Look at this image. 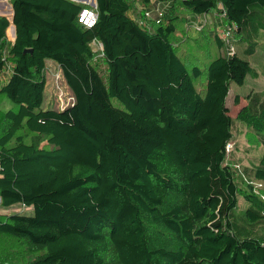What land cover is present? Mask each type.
Returning <instances> with one entry per match:
<instances>
[{
  "label": "trees",
  "instance_id": "16d2710c",
  "mask_svg": "<svg viewBox=\"0 0 264 264\" xmlns=\"http://www.w3.org/2000/svg\"><path fill=\"white\" fill-rule=\"evenodd\" d=\"M10 2L0 203L33 214L0 212V264H264V90L235 118L227 104L263 71L264 0H142L162 10L144 20L134 0H96L91 28L83 2ZM48 61L64 108L44 106ZM239 124L261 147L250 164L229 149Z\"/></svg>",
  "mask_w": 264,
  "mask_h": 264
},
{
  "label": "rangeland",
  "instance_id": "374dc122",
  "mask_svg": "<svg viewBox=\"0 0 264 264\" xmlns=\"http://www.w3.org/2000/svg\"><path fill=\"white\" fill-rule=\"evenodd\" d=\"M2 4L0 5V14L4 13L10 19H12V5L10 0H0ZM7 1V2H6ZM91 1V0H90ZM90 7H95L92 4H89ZM158 5V4H157ZM155 6V10L158 6ZM150 11V9H146L142 0H134V8L130 11V14L132 17L136 18L137 20H144L146 17L148 18V15L146 16V11ZM153 11L150 13L152 18H155L157 16V11ZM156 12V13H155ZM208 21L207 24H212L213 18L211 17V14L207 15ZM201 20V18H200ZM199 18L196 19V22H192L193 27L200 30L202 28V23L204 21H201L202 23H198ZM211 26V25H210ZM11 27V26H10ZM7 29L6 38L8 42L14 41V34L12 35L9 33V29ZM8 56V61L10 63L13 62L11 55H9V52H6V57ZM48 65L46 67V77H47V84L45 89V98H44V106H51V107H57L61 108L60 106L63 105L68 99V95L70 94V90L65 82L64 77L62 76L61 70L55 65L53 61H48ZM54 64V65H52ZM106 66L104 63H102V69H105ZM61 75L59 79H57V76ZM253 86H256V89H262L264 90V67L263 71L260 74V77L256 79L255 81L248 80V82L244 86H238L235 83H232L230 93L227 99V104L230 109V115L234 118L237 116L239 110L242 106L247 104V95H249L253 91ZM237 96H239V103H237L236 99ZM59 98L61 100V104L59 101ZM10 107V104L7 101H4L2 105H0V108L2 110H7ZM230 152L235 155L236 159L241 164H250V162L256 158L259 157L261 154V147L253 144L251 141H249L247 137V131L245 127H243L241 124L237 125L234 133V140L230 144ZM0 212H19L21 216L23 217H30L33 214V208L32 207H26L22 204H15L11 207H5L2 206L0 203ZM4 250V249H2ZM0 250V252L2 251ZM24 258V257H23ZM25 260V259H24ZM7 264H11L10 262Z\"/></svg>",
  "mask_w": 264,
  "mask_h": 264
},
{
  "label": "built area",
  "instance_id": "2783aa9c",
  "mask_svg": "<svg viewBox=\"0 0 264 264\" xmlns=\"http://www.w3.org/2000/svg\"><path fill=\"white\" fill-rule=\"evenodd\" d=\"M156 11L158 13V17H160L162 15V10L157 8ZM150 13H151V11L147 10L146 16L148 15V17H151ZM204 20H206L205 17H204ZM79 21L83 25H85L86 27H90V28L93 27L97 22V12L95 10V7L84 8L79 15ZM229 34H230V31H226L224 33V37L227 38L229 36ZM93 46H94L95 50L98 51L97 56L94 58V61L99 62L104 57L103 44L101 42L94 40ZM12 72H13V63H10L8 60H6V68L4 69V72L1 75L0 84L3 83L5 81L6 76L8 74H11ZM45 72H46V69H45ZM61 73H62V70H61ZM62 76L58 74L57 79H59ZM59 101L61 104L60 98H59ZM74 101H75V96H74L73 92L70 90V94L68 95L67 101L65 103H63V105H61L60 107L64 108V107L74 103Z\"/></svg>",
  "mask_w": 264,
  "mask_h": 264
},
{
  "label": "crops",
  "instance_id": "0c3cea01",
  "mask_svg": "<svg viewBox=\"0 0 264 264\" xmlns=\"http://www.w3.org/2000/svg\"><path fill=\"white\" fill-rule=\"evenodd\" d=\"M7 2V1H6ZM2 4V2L0 1V5ZM12 5V4H11ZM12 14H14V11H13V7H12ZM10 21V29H12L13 31L11 32L10 31V29H9V33H11L12 35L14 34V38L16 39V26H15V24H14V19H13V21L10 19L9 20ZM15 39H14V41H15ZM54 62V61H53ZM55 63V65H57V67L60 69V67H59V65H58V63H56V62H54ZM48 64V63H47ZM52 65H54V64H52ZM61 70V69H60ZM12 74V73H11ZM11 74H8L7 76H6V78H5V81L8 79V77L11 75Z\"/></svg>",
  "mask_w": 264,
  "mask_h": 264
},
{
  "label": "water",
  "instance_id": "95a60500",
  "mask_svg": "<svg viewBox=\"0 0 264 264\" xmlns=\"http://www.w3.org/2000/svg\"><path fill=\"white\" fill-rule=\"evenodd\" d=\"M75 1L83 2L85 4H92L94 6L97 5L96 0H91V1L90 0H75ZM0 16H7V15H5L4 13H1ZM7 18L10 20V17L7 16ZM13 19H14V14H12V19L11 20L13 21Z\"/></svg>",
  "mask_w": 264,
  "mask_h": 264
}]
</instances>
